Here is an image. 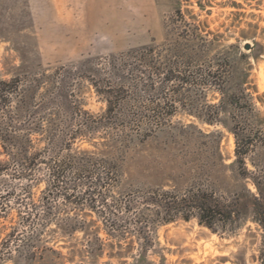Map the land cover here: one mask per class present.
<instances>
[{"label": "trees", "instance_id": "trees-1", "mask_svg": "<svg viewBox=\"0 0 264 264\" xmlns=\"http://www.w3.org/2000/svg\"><path fill=\"white\" fill-rule=\"evenodd\" d=\"M183 27L166 45L133 48L63 71L39 65L0 77L2 214L12 203L22 209L2 238L0 262L74 263L77 253L64 255L44 243L45 227L53 223L64 235L83 233L80 253L91 264H117L115 259L170 264L159 249L158 226L196 218L214 232L233 234L251 214L263 231L264 264V112L251 62L257 56L240 40L210 38L212 31L204 33L200 24L185 21ZM76 77L90 81L103 97L106 109L100 116L78 100ZM181 110L233 134L234 160L226 163L221 133L213 132V157L207 162L213 165L206 175L183 187H118L115 193L112 172L134 160ZM101 130L115 139L114 153L75 146ZM219 167L228 173L227 186L218 184ZM22 181H44L46 197L29 202L24 189L18 193ZM58 201L96 210L102 226L91 229L83 216L53 217ZM105 255L110 260L100 263Z\"/></svg>", "mask_w": 264, "mask_h": 264}, {"label": "rangeland", "instance_id": "rangeland-1", "mask_svg": "<svg viewBox=\"0 0 264 264\" xmlns=\"http://www.w3.org/2000/svg\"><path fill=\"white\" fill-rule=\"evenodd\" d=\"M185 21L200 24L204 33L212 31L210 38L219 37L225 43L240 40L244 50L255 53L257 58H251L252 78L258 89V105L264 112V0H0V77L9 79L39 65L48 72L63 71L71 64L101 62L133 48L166 45L184 29ZM247 42L252 45L250 50L244 48ZM76 79L78 100L92 115L100 116L106 109L103 97L90 81ZM213 132L221 133L220 150L226 163L232 162L233 134L222 125L178 111L134 160L112 172L113 191L141 185L183 187L196 175H206L213 165L207 163L213 157ZM89 138L77 140L75 146L97 153H114L118 146L107 130ZM216 173L219 186H227L228 173L220 167ZM16 187L18 193L24 189L22 197L27 195V200L35 204L47 195L44 181H22ZM2 193L6 192L2 191L0 174V244L17 224L22 210L12 203V208L2 214ZM56 205L53 217L83 216L91 229L102 226L96 210L66 201ZM157 234L160 252L170 264H262L263 231L251 214L233 234L214 232L196 218L160 225ZM43 237L46 245L64 255L77 253L75 262L66 264H91L80 253L82 232L64 235L52 223L45 227ZM109 260L105 255L100 263ZM111 262L122 264L116 259Z\"/></svg>", "mask_w": 264, "mask_h": 264}, {"label": "water", "instance_id": "water-1", "mask_svg": "<svg viewBox=\"0 0 264 264\" xmlns=\"http://www.w3.org/2000/svg\"><path fill=\"white\" fill-rule=\"evenodd\" d=\"M244 48L250 50L252 48V45L249 42H247L245 43Z\"/></svg>", "mask_w": 264, "mask_h": 264}]
</instances>
